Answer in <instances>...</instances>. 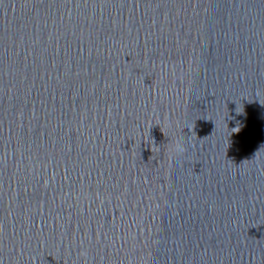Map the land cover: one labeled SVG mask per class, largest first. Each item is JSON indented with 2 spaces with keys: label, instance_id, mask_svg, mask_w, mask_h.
Returning a JSON list of instances; mask_svg holds the SVG:
<instances>
[{
  "label": "water",
  "instance_id": "1",
  "mask_svg": "<svg viewBox=\"0 0 264 264\" xmlns=\"http://www.w3.org/2000/svg\"><path fill=\"white\" fill-rule=\"evenodd\" d=\"M0 264H264V0H0Z\"/></svg>",
  "mask_w": 264,
  "mask_h": 264
},
{
  "label": "clouds",
  "instance_id": "2",
  "mask_svg": "<svg viewBox=\"0 0 264 264\" xmlns=\"http://www.w3.org/2000/svg\"><path fill=\"white\" fill-rule=\"evenodd\" d=\"M152 150L155 152H160V146L153 144ZM186 150V146L181 139L173 141L169 149V151L177 157L182 156Z\"/></svg>",
  "mask_w": 264,
  "mask_h": 264
}]
</instances>
